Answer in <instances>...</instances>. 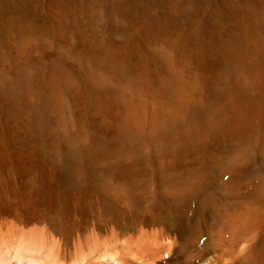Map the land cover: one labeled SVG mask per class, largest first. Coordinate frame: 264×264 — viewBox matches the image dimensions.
I'll use <instances>...</instances> for the list:
<instances>
[{
  "label": "bare ground",
  "instance_id": "obj_1",
  "mask_svg": "<svg viewBox=\"0 0 264 264\" xmlns=\"http://www.w3.org/2000/svg\"><path fill=\"white\" fill-rule=\"evenodd\" d=\"M0 264H264V0H0Z\"/></svg>",
  "mask_w": 264,
  "mask_h": 264
}]
</instances>
